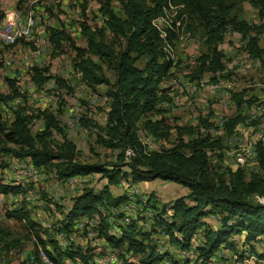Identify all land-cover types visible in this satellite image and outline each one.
I'll return each mask as SVG.
<instances>
[{"label": "rangeland", "instance_id": "obj_1", "mask_svg": "<svg viewBox=\"0 0 264 264\" xmlns=\"http://www.w3.org/2000/svg\"><path fill=\"white\" fill-rule=\"evenodd\" d=\"M228 1L230 16L255 25L259 45L264 49V9L260 10L256 5L257 0ZM105 3L114 13L123 15L122 0H0V22L6 15L27 18L25 25H19L18 29L30 26L31 30L28 37L21 33L9 44L0 42V94L11 95L13 89L18 92L16 97L0 102V115L10 121L19 108L28 113L38 109L53 111L61 128V133L55 130L54 139L60 140L64 135L73 141L78 148V159L82 162H98L111 167L116 161V150L100 144L96 137L99 127L106 123L110 103L108 85H90L85 81L73 66L75 51L63 42L62 52L57 54L46 32L49 26L64 29L77 46L86 47L82 23L92 29L104 27L107 18ZM165 13L166 21L159 20L158 27L164 31L172 22L175 23L171 46L165 49L174 65L159 84L157 101V107L163 112V124L159 129L167 136L155 138L148 134L142 129L140 119L136 123L137 134L145 150L170 148L175 143L176 126H197L206 119L213 123L211 135L222 141L220 147L207 151L214 171L228 179V169L238 163L244 167L246 178L262 173L256 156L249 158L242 153L246 152V147L255 151L257 136L264 132V60L260 61L245 51L244 38L230 25L218 44L222 69H208L200 77L191 79V76H199L195 73V67L199 65L197 57L208 52L203 30L189 24L188 20H177L176 7L166 9ZM105 38L112 40L108 31ZM90 56L112 82L115 78L112 62L96 55ZM137 64L142 66L144 60H138ZM34 67L41 72V83L35 80ZM54 76L65 79L67 85L57 86ZM240 91L243 102L237 107L231 92ZM58 109L62 112L59 113ZM235 116L242 120L229 129L226 121ZM34 125L37 127L41 122ZM201 132L204 133L205 128L201 127ZM186 135L194 137V134ZM133 155L132 149L127 148L125 161L129 162ZM32 165L27 158L0 154V182L16 183L28 189L25 197L30 203L32 218L48 229L47 233L41 231L43 239L55 238L62 247L70 245V248L84 251L86 260L80 257L63 258L64 264H124L125 259L136 261L138 256L126 251L125 245L112 248L104 238L98 237L104 225L108 233L119 236L132 220L139 230L149 233L145 243L156 245L160 252L168 251L178 259L196 258L194 249L203 242V231H197L192 236L189 249H181L165 242V227L160 222V219L170 220L169 214L161 212L162 205L186 194L187 187L158 178L138 183L121 178L116 185L108 188L113 196L124 195L120 205L110 208L106 204L99 205V211L88 216L81 230L65 233L56 230L57 221L63 219L72 197L85 187L102 190L106 179L92 174L59 181L44 167L36 166L34 171ZM21 197L20 194H0V227L9 233L5 240L0 237V264H54L42 252L37 238L24 222L6 216V211ZM251 199L264 202V196L257 194ZM222 217L219 212L211 213L203 218V225L219 227ZM11 239L17 244L5 252L2 245ZM47 245L50 247L48 242ZM263 248L262 238L250 247L245 244L243 235L234 233L218 247L206 264H264V258L260 256ZM167 263V260L161 262Z\"/></svg>", "mask_w": 264, "mask_h": 264}, {"label": "trees", "instance_id": "obj_2", "mask_svg": "<svg viewBox=\"0 0 264 264\" xmlns=\"http://www.w3.org/2000/svg\"><path fill=\"white\" fill-rule=\"evenodd\" d=\"M122 3L123 15H117L105 3L107 18L101 29H92L82 23L86 47L77 46L64 29L46 27L47 39L57 54L62 52L63 42H67L75 51L73 66L85 81L90 85H108L110 103L106 123L99 127L96 137L100 144L116 150V161L112 166L82 162L78 159V148L73 141L64 135L60 140L54 139L55 130L60 132L61 128L56 113L48 109L28 113L19 108L10 121L0 115V154L27 158L33 165L44 167L59 181L92 174L106 179L102 190L85 187L72 197L63 219L57 221L56 230L65 233L76 230L81 217L97 213L99 205L106 204L108 208L120 205L125 199L124 195L113 196L108 188L116 185L121 178L132 183L158 178L187 187L186 194L162 205L161 212L169 214L170 220L160 219V222L165 227V242L181 249H189L192 236L202 230L203 242L194 249L196 258L178 259L168 251L160 252L156 245L145 243L149 233L139 230L134 220L122 229L119 236L108 233L104 225L98 237L104 238L112 248L125 245L126 251L138 256L136 261L125 259L124 264H161L164 260L168 261L167 264H206L218 247L234 233L243 235L245 244L250 247L261 238L264 241V202L251 199L255 194L264 196V145L260 141L256 140L255 151L257 163L263 172L246 178L244 167L236 163L234 168L228 169L227 179L212 169L207 154L208 150L220 147L222 142L219 137L211 135L212 122L203 119L197 126H176L175 143L170 148L151 151L145 150L136 127V123L142 119V129L148 134L155 138L167 136L159 129L163 124V112L157 107L159 84L174 65L165 49L171 46L175 23L172 22L164 31L157 25L159 20L166 21V9L176 7L177 20H188L189 24L203 30L208 52L197 57L199 65L195 67V73L199 76H191V79L200 77L208 69H222L218 44L230 25L244 38L245 51L263 61L264 49L259 45L255 25L230 16L228 0H122ZM256 5L263 10L264 0H257ZM107 31L112 36L110 41L105 38ZM90 55L112 62L115 73L112 82ZM140 59L144 60L142 66L137 64ZM34 70L35 80L41 83L40 70L36 67ZM54 81L60 87L67 85L60 76H54ZM231 93L233 101L240 107L242 92ZM17 95L15 89L11 95L0 94V102ZM156 115L161 117L154 119ZM239 120L242 118L230 117L226 125L230 129ZM38 121L41 125L35 127ZM201 127L205 128L204 133ZM186 134H194V137ZM127 148L134 153L129 162L125 161ZM27 190L20 184L0 182V194L22 195L6 211V216L24 222L37 238L42 252L54 264H64L63 258L80 257L86 260L84 251L70 248V245L62 247L55 238L49 237L47 241L41 237V231L47 233L48 229L32 218V209L25 197ZM56 206L60 208L58 204ZM215 212L223 215L221 225L204 227L203 218ZM8 235L0 227L1 239L5 240ZM11 240L2 245L5 252L17 244L16 240ZM260 256L264 258V248Z\"/></svg>", "mask_w": 264, "mask_h": 264}, {"label": "built area", "instance_id": "obj_3", "mask_svg": "<svg viewBox=\"0 0 264 264\" xmlns=\"http://www.w3.org/2000/svg\"><path fill=\"white\" fill-rule=\"evenodd\" d=\"M26 20L27 18H12V15H6V17L3 18V21L0 22V37L7 40L9 44V41L13 40L15 36H17L18 25H25ZM257 140L264 145V132L258 134ZM234 141H236V137H234ZM244 154L249 155V158H251L252 155L257 156V151H252L250 147H246V152ZM32 170H36L35 165H32ZM88 219V217L80 218L77 221L76 230H81L83 222L86 223Z\"/></svg>", "mask_w": 264, "mask_h": 264}, {"label": "bare ground", "instance_id": "obj_4", "mask_svg": "<svg viewBox=\"0 0 264 264\" xmlns=\"http://www.w3.org/2000/svg\"><path fill=\"white\" fill-rule=\"evenodd\" d=\"M14 16H16V15H14ZM3 21V20H2ZM27 21V20H26ZM26 23V22H25ZM18 27H19V25H18ZM21 27V26H20ZM31 30H30V26H27V27H25V28H22V30L21 29H18V32H17V36H15V38L13 39V40H11V41H9V43H11L12 41H14L18 36H20V34L22 33V34H24V35H26L27 37L28 36H30L31 35V32H30ZM0 42H2V43H7L8 44V41L7 40H5L4 38H2V37H0ZM242 154H244V153H242ZM35 171V170H34ZM52 264V263H51Z\"/></svg>", "mask_w": 264, "mask_h": 264}, {"label": "crops", "instance_id": "obj_5", "mask_svg": "<svg viewBox=\"0 0 264 264\" xmlns=\"http://www.w3.org/2000/svg\"><path fill=\"white\" fill-rule=\"evenodd\" d=\"M83 176H86V175H83ZM75 177H79V178H80V177H82V175H77V176H75ZM82 178H83V177H82ZM165 262H166V261H165Z\"/></svg>", "mask_w": 264, "mask_h": 264}]
</instances>
